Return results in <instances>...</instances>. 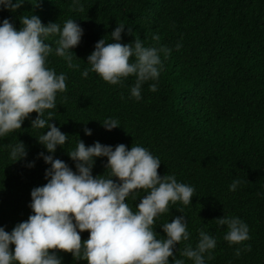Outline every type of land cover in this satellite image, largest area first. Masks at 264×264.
Listing matches in <instances>:
<instances>
[{
    "label": "trees",
    "instance_id": "16d2710c",
    "mask_svg": "<svg viewBox=\"0 0 264 264\" xmlns=\"http://www.w3.org/2000/svg\"><path fill=\"white\" fill-rule=\"evenodd\" d=\"M80 5L82 11L73 8L72 0H25L15 13L0 10V23L8 19L17 30L20 16L34 14L45 26L57 22L62 27L66 20H76L84 31L71 50L78 68L54 53L48 57L47 66L66 76L57 108L44 116L48 119L51 111L50 123L69 136L54 158L75 171L67 151L75 149L78 138L86 146L98 141L113 147L124 144L129 150L145 147L161 162L158 175H174L194 188L191 204L170 203L168 211L155 218L154 230L163 238L164 223L186 217L190 236L176 246V259L193 264L180 253L186 245L195 247L203 229L217 242L212 258L205 254L206 264H264V0H80ZM119 24L126 26L122 44L137 38L145 47L171 50L160 54V76L142 85L139 101L130 96L134 76L111 85L96 73L82 75L90 68L87 58L95 44L102 38L113 43L110 35ZM177 44L182 45L179 50ZM152 83L157 84L155 92L149 90ZM36 117L31 113L21 129L0 138V227L9 233L32 214L31 191L47 183L50 166L38 154L48 153L37 140L47 129L31 128ZM108 118L118 120L120 128L106 131L100 123ZM85 127L91 136L84 134ZM18 142L28 154L15 162L6 146ZM106 163V158L96 160L94 177L105 173ZM237 179V189L229 191ZM135 191L136 199L126 201L133 211L147 194ZM223 215L245 222L250 239L230 246L223 238L226 226L215 221ZM80 235L83 242L90 234ZM10 249L14 251V245ZM57 255L62 264H87L70 253Z\"/></svg>",
    "mask_w": 264,
    "mask_h": 264
},
{
    "label": "clouds",
    "instance_id": "9594fccd",
    "mask_svg": "<svg viewBox=\"0 0 264 264\" xmlns=\"http://www.w3.org/2000/svg\"><path fill=\"white\" fill-rule=\"evenodd\" d=\"M24 3L25 0H0V10L15 13ZM72 6L83 10L80 0H72ZM19 20V30L8 19L0 23V138L21 129L25 119L36 113L31 128L47 129L37 140L48 154L41 152L38 156L50 167L45 171L47 183L31 191L32 214L28 219L10 233L0 227V264H62L58 252L70 253L74 260L87 264H169L170 257L172 264H185L173 253L181 241L189 240L186 217L180 215L164 223L163 238H158L153 226L170 203L191 204L194 188L178 182L174 175H158L159 158L139 145L130 150L124 144L113 147L98 141L86 146L78 138L75 149L67 151L75 171L55 159L57 148L64 146L69 136L50 123L51 111L48 119L44 116L46 110L57 108V94L66 91V76L57 75L47 66L48 57L54 53L69 67L78 68L72 63L75 55L71 50L80 44L84 31L73 19L66 20L62 27L57 22L45 26L34 14L22 15ZM125 27L119 24L112 31L113 43L102 38L95 44L87 58L90 68L82 75L86 78L89 72L96 73L111 85L134 76L130 96L139 101L142 85L160 76V54H170L171 50L145 47L137 38L133 44H122ZM181 47L176 45L177 50ZM149 90L157 91V84H150ZM100 124L109 132L120 128L119 121L112 118ZM84 134L91 136L92 130L85 127ZM6 147L10 149V159L26 160L28 153L22 142ZM98 158L107 160L105 173L94 177ZM27 166L34 167V162ZM239 184L238 179L234 180L229 191H235ZM135 190H145L147 194L133 211L126 201L136 199ZM215 221L226 226L223 238L230 246L250 239L249 227L240 218L223 215ZM85 231L90 235L82 242L80 234ZM216 243L210 232L202 229L195 247L186 245L180 255L193 264H206L205 254L211 259ZM10 245H14V251ZM246 247L251 250L250 245ZM236 255H240L239 248Z\"/></svg>",
    "mask_w": 264,
    "mask_h": 264
}]
</instances>
